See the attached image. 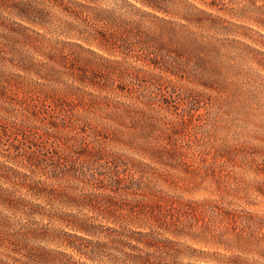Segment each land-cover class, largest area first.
<instances>
[{"label": "rangeland", "instance_id": "rangeland-1", "mask_svg": "<svg viewBox=\"0 0 264 264\" xmlns=\"http://www.w3.org/2000/svg\"><path fill=\"white\" fill-rule=\"evenodd\" d=\"M204 1L218 65L136 0L103 48L0 9V264H264V0Z\"/></svg>", "mask_w": 264, "mask_h": 264}, {"label": "trees", "instance_id": "trees-1", "mask_svg": "<svg viewBox=\"0 0 264 264\" xmlns=\"http://www.w3.org/2000/svg\"><path fill=\"white\" fill-rule=\"evenodd\" d=\"M107 0H0V9L11 13L21 22L45 28L57 21L61 29L73 31L74 37L99 48L103 44L128 38L126 27L119 22L115 9L104 6ZM149 6L153 17L162 21L165 37L162 45L174 49L178 59L216 65L226 56L224 43L216 38L228 26L225 19L208 10H218L212 2L199 0L195 5L190 0H136ZM224 10V9H223ZM157 13L164 17L160 18ZM59 15V16H58ZM234 26V25H232ZM264 29V24L259 25ZM66 33V31H65ZM68 34V33H67ZM222 44H219V43ZM80 48L83 49L81 45ZM264 46V45H262ZM218 65V64H217ZM14 191L0 188V201L7 204L16 201ZM2 228V222L0 223Z\"/></svg>", "mask_w": 264, "mask_h": 264}]
</instances>
